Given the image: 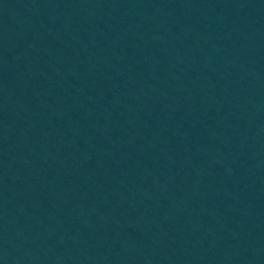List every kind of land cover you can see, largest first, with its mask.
<instances>
[{"label":"water","instance_id":"water-1","mask_svg":"<svg viewBox=\"0 0 264 264\" xmlns=\"http://www.w3.org/2000/svg\"><path fill=\"white\" fill-rule=\"evenodd\" d=\"M0 264H264V0H0Z\"/></svg>","mask_w":264,"mask_h":264}]
</instances>
